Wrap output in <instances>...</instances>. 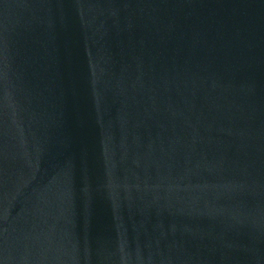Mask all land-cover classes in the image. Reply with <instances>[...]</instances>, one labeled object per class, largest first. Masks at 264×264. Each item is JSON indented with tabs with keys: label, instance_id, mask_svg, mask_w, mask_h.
<instances>
[{
	"label": "water",
	"instance_id": "obj_1",
	"mask_svg": "<svg viewBox=\"0 0 264 264\" xmlns=\"http://www.w3.org/2000/svg\"><path fill=\"white\" fill-rule=\"evenodd\" d=\"M0 264H264V0H0Z\"/></svg>",
	"mask_w": 264,
	"mask_h": 264
}]
</instances>
